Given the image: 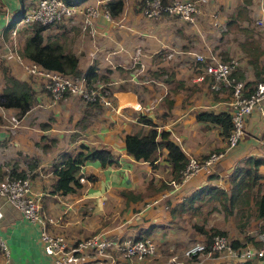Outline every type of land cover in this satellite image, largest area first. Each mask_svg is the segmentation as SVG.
Here are the masks:
<instances>
[{"label":"crops","instance_id":"obj_1","mask_svg":"<svg viewBox=\"0 0 264 264\" xmlns=\"http://www.w3.org/2000/svg\"><path fill=\"white\" fill-rule=\"evenodd\" d=\"M27 1L0 0V50L5 55L0 58H11L18 73L5 66L10 74L28 82L35 91L30 77L16 61L30 32L17 37L21 28L26 29L18 25L13 40L12 28L6 31L9 20L16 24L21 3ZM138 1L122 0L121 11L110 20L96 18L92 31L81 30L79 18L47 29L59 38L46 40L71 52L81 71L92 66L108 77V81H102L108 84L111 108L98 103L82 104L67 97L54 107L32 105L11 130L10 118L17 111L0 108V177L7 176L13 168L16 173L29 175L31 192L40 199L49 218L47 229L68 242L102 235L114 240L150 238L155 245L154 254L142 261H127L113 251L110 260L90 253L88 264H233L223 256L203 253L185 258L183 252L194 243L205 242L211 229L224 232L228 239L240 244L259 245L251 231L264 230L261 219L255 218L246 231L239 233L231 223L229 228L228 216L205 193L213 187L229 193V177L234 168L249 167L244 162L251 158L263 160L256 168L260 178L252 193L264 194V100L245 118L237 144L208 172H199L182 182L172 183L164 148L156 151L152 168L148 162L135 161L125 153L123 136L148 129L138 122L141 115L155 125L157 133L167 132L168 139L178 145L186 159L204 158L212 150L223 151L225 141L218 127L197 121L195 116L202 111L228 113L229 92L210 91L206 76L195 67L192 55L207 50L227 56L239 53V70L245 82L251 80L252 72L240 44L233 48L226 43L215 47L220 37L215 40L212 35L211 39L212 33L205 32L215 28L212 15L219 24L227 26L225 31L230 29V21L239 19L243 24L249 17L246 10L264 20V0H206L194 25L167 16L144 18ZM135 51H140L138 57H134ZM261 57L259 65L263 64ZM0 80L1 94V73ZM81 143L107 149L115 162L104 168L97 162H88L79 169L78 177L84 181L74 192L65 196L50 194L52 164L61 153H73ZM198 193H204V198ZM4 202L0 197V207ZM4 213L7 218L1 216ZM0 216V239L7 253L0 251V264H49L36 226L25 221L17 210L10 212L5 208ZM245 264H264V259H251Z\"/></svg>","mask_w":264,"mask_h":264},{"label":"built area","instance_id":"obj_2","mask_svg":"<svg viewBox=\"0 0 264 264\" xmlns=\"http://www.w3.org/2000/svg\"><path fill=\"white\" fill-rule=\"evenodd\" d=\"M24 3V10L19 9V19L10 30L13 37L18 25L27 26L38 23L41 26L60 24L62 22L79 18L81 30L91 29L92 24L99 16L106 20L111 15L105 8L108 0H89L77 4H67L63 0H34ZM206 0H169L161 4L158 0H145L140 8L144 18L157 19L167 16L178 19L188 25H194L200 15L201 7ZM212 15V26H219ZM258 20V19H257ZM257 22V21H256ZM216 51L194 53L192 60L203 63V73L207 77L208 89L212 92L228 91L230 100L228 114L231 129L224 140L225 147L221 152H210L206 157L197 159L188 157L183 169L180 171L179 182L199 172H208L224 153L233 148L243 134L245 118L255 109L259 108L264 100V82L253 85L252 91L247 92L244 82L236 80L232 73L238 66L236 58L230 57L227 61L221 60ZM171 56V55H170ZM169 56V57H170ZM168 57V58H169ZM21 70L35 83V90H42L47 95V103L39 107H54L65 98L77 99L82 104L98 103L102 107L111 108V99L106 84L103 81H91L83 74L79 76L62 75L60 73L43 69L34 62L16 57ZM24 115V114H22ZM21 115V116H22ZM17 113L10 118V127L13 129L19 122ZM84 179L79 176L78 182ZM173 183V181H172ZM0 197L11 204L21 217L38 228V240L43 254L49 264H88V255L95 254L101 259L110 260L113 251L119 253L127 261H142L155 252V245L150 238H121L110 239L102 235L68 242L63 236L49 232L47 229L48 216L44 213L40 199L31 192L29 175L24 178L3 177L0 180ZM51 224H49L50 226ZM255 241L259 244L244 245L234 248L225 235L214 234L208 241L194 243L187 247L183 256L191 258L198 254L208 256H223L233 264H245L251 259H264V230L256 233ZM0 251L6 253V245L0 239ZM173 261V259H171ZM113 262V261H112Z\"/></svg>","mask_w":264,"mask_h":264},{"label":"trees","instance_id":"obj_3","mask_svg":"<svg viewBox=\"0 0 264 264\" xmlns=\"http://www.w3.org/2000/svg\"><path fill=\"white\" fill-rule=\"evenodd\" d=\"M67 4H77L83 0H63ZM145 0L137 2L138 10H140ZM161 4L167 3L169 0H158ZM122 0H108L105 3V8L111 16H116L122 8ZM24 10V5L21 3V11ZM20 15L16 17L18 20ZM234 21V20H233ZM230 21L229 25L233 22ZM235 22V21H234ZM53 25V24H52ZM52 25L41 26L38 23L23 26L30 34L24 39L19 55L30 61L34 62L43 69L54 71L62 75L79 76L83 73L86 79L91 81H98L100 79L107 80L108 77L102 76L96 72L92 66L84 70L78 67L77 58L71 52H64L60 45L43 40V34ZM58 26V25H57ZM246 28V27H243ZM250 37L252 35H248ZM242 51L247 58L246 63L250 66L252 72V79L244 81V77L239 70V62L232 76L239 81L244 82V88L247 92L252 91L255 83L264 82V63L258 64V55L264 54V48L259 47L257 44L243 45ZM231 56L226 53L221 55V60L227 61ZM196 68L202 70L203 63L194 61ZM0 73L3 80L2 93L0 94V108L13 109L21 116L32 105L46 104L47 95L42 90L33 91L28 82L21 80L20 77H15L10 74L5 66H0ZM32 84H35L31 80ZM207 82V77H206ZM93 105L96 103H86ZM98 105V104H97ZM197 121L209 122L214 124L219 129V135L225 140L229 135L231 129L230 116L227 112H199L195 116ZM138 122L146 125L148 129L144 133H129L123 136L124 151L135 161L148 162L154 168L156 161V151L164 148L166 151L165 159L170 165L171 181L178 183L180 179V171L183 169L186 158L180 151L177 144L168 139L167 132L157 133L155 125L145 116L138 115ZM225 147V145H224ZM217 150H212L214 152ZM207 156V155H206ZM205 156V157H206ZM88 162H97L101 168H104L115 162L110 152L105 148L88 147L84 144H78L73 153H61V155L54 161L51 166V173L53 181L51 184L50 194L65 196L74 192L80 186L78 182V172L80 167ZM248 162V163H247ZM244 163L249 167L238 166L235 167L229 177L230 189L229 193L224 192L222 189L207 188L209 199L216 200L219 209L224 216L230 217L235 210V214L245 218L247 213L252 208L254 218L261 219L264 222V194L254 196L252 190L257 185L259 174L256 173V168L263 160L248 158ZM34 165L30 166L33 167ZM8 178H24V172H17L15 169H10L7 173ZM2 178L0 177V180ZM88 179H91L89 177ZM202 198L205 195L200 193ZM198 193V195H200ZM214 234L224 235V232L211 229V234H206L207 240ZM230 240V244L234 248L243 247L236 240Z\"/></svg>","mask_w":264,"mask_h":264},{"label":"rangeland","instance_id":"obj_4","mask_svg":"<svg viewBox=\"0 0 264 264\" xmlns=\"http://www.w3.org/2000/svg\"><path fill=\"white\" fill-rule=\"evenodd\" d=\"M33 1L34 0H30L29 3H32ZM26 3H28V2H26ZM246 12L249 15V17H248V19H245L243 24L240 23L241 21L239 19H236V22L233 21L230 24V26H231L230 29H228L227 31H225L227 29V26L226 25L223 26V24H220L219 26H216L215 28H212L211 31L208 30L207 32H205L206 35H208L209 33H212L211 36H210L211 39H213L212 35H214V39L215 40L220 37L221 40H219V42L217 44H215V47L216 46H222L224 43L229 45V48H233V47H235L236 45H239V44L242 47L243 45H246V44L250 45V44H254L255 43L259 47L264 48V20L260 19L259 18L260 16H258L252 10H250V11L246 10ZM241 16H243V15H241ZM9 21H11V20H9ZM9 21L7 23V26H6V31H9L11 28H13V25H14V21H12V22H9ZM57 25H59V24H54L52 26H57ZM243 27H246V28H243ZM50 30H46L45 33L43 34L44 41H47L50 37H55L56 39L59 38V37H56L55 34L50 33ZM247 33H249L248 35H252V36L246 37ZM16 34H17V30L15 28V35L13 37L11 36L12 37L11 39L15 40L16 39ZM23 34L26 36L28 34V31L26 29L21 28V31L19 32L17 37H19V36L22 37ZM61 35H63V33ZM22 39H24V38H22ZM203 39H205V36L203 37ZM60 40L61 39H59V41ZM62 43L64 45L63 41H62ZM212 43H214V42H212ZM218 50H221V49H218ZM236 50H239V49L236 48ZM241 50H242V48H241ZM213 51H215V50H213ZM241 52L244 55V52L243 51H241ZM216 53H217L216 55L219 58H221V55L218 54V52H216ZM139 54H140V51H135L134 57H138ZM242 54H241V56H242ZM1 56L3 57L5 55L0 50V57ZM258 56L259 57L262 56L260 58V63H264V54L263 55H258ZM231 57L232 58H236L237 62H239L241 64L242 58L239 56V53H235L234 55H231ZM239 57H240V59H239ZM0 59H3L2 63H0V66L1 65L7 66V67L10 66V68L12 69L13 72L18 73L16 71L18 68L15 67L13 69V67H12V63H11L12 60H10L11 58L10 59L7 58L6 60H4V58H0ZM136 61H138V59ZM143 74H144V72H143ZM100 80L102 81L103 79H100ZM235 212L236 211L234 210V213ZM227 219L230 221L229 222V228H230V225L232 224L234 226V229L237 232H239V233H242V232L246 231L247 227L250 226V224L255 221L252 208L249 210V212L247 213V216L245 218H243L241 216H238V214L236 213L235 215L234 214L231 215V217H227ZM225 222H227V221L225 220ZM259 231H261V229H254L251 232H252V234H256ZM209 234H211V232H209ZM206 238L207 237H205V239Z\"/></svg>","mask_w":264,"mask_h":264},{"label":"water","instance_id":"obj_5","mask_svg":"<svg viewBox=\"0 0 264 264\" xmlns=\"http://www.w3.org/2000/svg\"><path fill=\"white\" fill-rule=\"evenodd\" d=\"M5 208H7L8 211H10V212H12V211L14 212V211L16 210V209H15L11 204H9L7 201L4 202L3 206L0 207V212L3 213ZM15 213H16V212H15ZM6 214H7V213H4V214L1 215V216H4V218H5V217L7 218V215H6ZM1 216H0V220L3 218V217H1ZM2 222L5 223V221H3V220H2Z\"/></svg>","mask_w":264,"mask_h":264}]
</instances>
